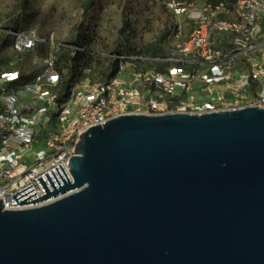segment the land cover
<instances>
[{"label": "water", "instance_id": "95a60500", "mask_svg": "<svg viewBox=\"0 0 264 264\" xmlns=\"http://www.w3.org/2000/svg\"><path fill=\"white\" fill-rule=\"evenodd\" d=\"M67 164L0 199V264H264V107L113 117Z\"/></svg>", "mask_w": 264, "mask_h": 264}, {"label": "built area", "instance_id": "2783aa9c", "mask_svg": "<svg viewBox=\"0 0 264 264\" xmlns=\"http://www.w3.org/2000/svg\"><path fill=\"white\" fill-rule=\"evenodd\" d=\"M176 19L164 70L141 68L130 56L114 76L78 87L62 96L56 67L60 46L33 31L0 25V199L5 210H22L52 202L13 205L12 195L59 164L73 181L67 164L83 131L129 113L200 114L245 106L264 107V0H156ZM46 48L44 47V44ZM38 47V48H37ZM118 58L123 56L118 55Z\"/></svg>", "mask_w": 264, "mask_h": 264}, {"label": "rangeland", "instance_id": "374dc122", "mask_svg": "<svg viewBox=\"0 0 264 264\" xmlns=\"http://www.w3.org/2000/svg\"><path fill=\"white\" fill-rule=\"evenodd\" d=\"M87 0H0V25L10 27L20 15L26 16L27 24L19 29L33 31L39 38L52 41L54 45L67 46L78 33L93 27L94 40L88 49L92 56V69H86L85 76L77 83L78 87L101 81V70L108 65L106 57L118 58L129 65V59L137 51L154 41L162 46L165 54L170 50L171 31L176 19L156 0H94V5L85 9ZM203 2V0H198ZM161 39V37H163ZM44 44L46 48L47 44ZM58 50V51H59ZM120 51L121 54H113ZM98 65H95L96 63ZM147 68V62L137 64Z\"/></svg>", "mask_w": 264, "mask_h": 264}, {"label": "trees", "instance_id": "16d2710c", "mask_svg": "<svg viewBox=\"0 0 264 264\" xmlns=\"http://www.w3.org/2000/svg\"><path fill=\"white\" fill-rule=\"evenodd\" d=\"M222 1L226 4H231L233 0H211L212 3H217ZM27 0H23L22 8H25ZM94 5V0H87L85 4V9L88 10ZM26 16L20 18L18 15L10 24L13 29H19L20 24H27ZM81 24L78 28V33L75 38L67 43V46L62 47L57 52L56 67L61 73V83L59 86V91L62 96L69 93L70 89L78 82V80L85 76L84 71L86 69H92L93 59L90 55V46L94 40L93 27H89L83 32ZM164 38L161 37V39ZM38 48V47H37ZM128 54H133L132 56L142 57L143 59L138 60V63L147 62L149 65L147 68H155L156 70L162 71L165 65L161 62L155 61V58H164L166 56L162 46L157 41H154L148 45H145L141 49L132 52L127 51ZM113 54H121L120 51H115ZM128 57H125L127 59ZM108 65L101 70V81H106L118 70L120 59L106 57ZM96 63V62H95ZM95 65H98L97 63ZM146 69V68H144Z\"/></svg>", "mask_w": 264, "mask_h": 264}]
</instances>
